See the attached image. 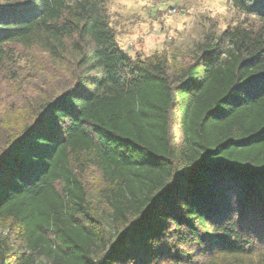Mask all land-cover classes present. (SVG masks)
<instances>
[{"label":"trees","instance_id":"trees-1","mask_svg":"<svg viewBox=\"0 0 264 264\" xmlns=\"http://www.w3.org/2000/svg\"><path fill=\"white\" fill-rule=\"evenodd\" d=\"M227 2L245 19L171 66L123 52L104 0H0V75L21 46L70 78L4 120L0 264H264V0Z\"/></svg>","mask_w":264,"mask_h":264},{"label":"rangeland","instance_id":"rangeland-1","mask_svg":"<svg viewBox=\"0 0 264 264\" xmlns=\"http://www.w3.org/2000/svg\"><path fill=\"white\" fill-rule=\"evenodd\" d=\"M104 1L110 27L123 52L133 60L160 56L171 66L189 62L206 33L218 35L245 19L227 0ZM12 50L15 74L0 75V137H5L3 125L8 113L21 114L43 97L57 96L70 82L69 66L52 63L37 47L18 46ZM32 63L42 72L32 73ZM84 181L94 192L101 185L100 175L92 169ZM2 238L8 239L11 257L21 254L18 236L12 228L0 226ZM232 263L229 259L219 264Z\"/></svg>","mask_w":264,"mask_h":264}]
</instances>
